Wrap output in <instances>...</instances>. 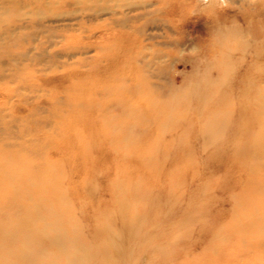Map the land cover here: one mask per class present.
Masks as SVG:
<instances>
[{
  "label": "rangeland",
  "instance_id": "1",
  "mask_svg": "<svg viewBox=\"0 0 264 264\" xmlns=\"http://www.w3.org/2000/svg\"><path fill=\"white\" fill-rule=\"evenodd\" d=\"M82 1L0 0V264H264V0Z\"/></svg>",
  "mask_w": 264,
  "mask_h": 264
},
{
  "label": "bare ground",
  "instance_id": "2",
  "mask_svg": "<svg viewBox=\"0 0 264 264\" xmlns=\"http://www.w3.org/2000/svg\"><path fill=\"white\" fill-rule=\"evenodd\" d=\"M81 1V0H80ZM84 1V0H83ZM82 1V2H83ZM89 1V0H88ZM103 1V0H102ZM110 0H104L102 3L104 2H109ZM110 2H114V1H110ZM85 3V2H84ZM87 3V2H86ZM65 5V4H64ZM90 5V4H88ZM114 6V5H113ZM69 19H64L62 21H67ZM69 25V24H68ZM64 26H67L66 24ZM37 27L40 29V32L39 34L35 35L34 37V41L37 40L38 36L40 35H43L44 33H49L51 35H48L46 38V41L51 43L52 42V38L54 37L53 33H52V30H54L53 27H50V26H47L46 25V22L45 20H40L39 22H37ZM131 71V70H130ZM129 71V72H130ZM135 72V71H134ZM133 72V73H134ZM132 74V73H131ZM112 97L114 98L113 100H108L107 99V104L105 102L106 105H116L115 107H118V108H121V106H123L125 103H130L131 105L134 106V108L138 111H140L141 115H138L137 116V119L135 121L137 122H147V121H150L151 117H158L159 119V112L155 111L151 108V105L149 102H147V100H141V98L138 96L136 97L134 94H133V90H129L128 92L126 93H121L119 94L118 92H114V93H111ZM126 95H129L127 97H130L129 99H127L129 102L125 101L123 102L122 101V98L121 97H124ZM119 98V99H117ZM260 101V100H259ZM125 109V108H123ZM145 111V112H144ZM146 113V114H145ZM147 113H149L147 115ZM252 149L249 150H245V151H251ZM258 150V152H261L259 151V149H256ZM111 194V193H110ZM110 196V195H109ZM210 197V196H209ZM111 199V198H110ZM114 199V198H113ZM112 199V200H113ZM114 201V200H113ZM117 206V205H116ZM107 210V208L105 209ZM179 210V209H178ZM96 211V210H95ZM150 211V210H149ZM105 212V211H104ZM47 213V212H46ZM50 213V212H48ZM102 213V211H101ZM52 214V213H51ZM153 215V214H152ZM52 216V215H51ZM85 216V215H84ZM100 216V214H99ZM151 216V215H150ZM256 214H254L253 212V217L252 218H248V220H240L238 223H234V225L231 227V231L229 232L230 234H228L229 236H237V238L239 239V241H241V247H240V250H236V251H239L240 253H242L241 255H244V254H248L249 252H256L258 250H261L264 248V235L260 232H262V230H264V221L262 219H257L256 217ZM59 218V219H58ZM58 221H60V217H58ZM59 223V222H58ZM54 224V223H53ZM173 224V223H172ZM53 226V225H51ZM50 226V227H51ZM171 227V226H170ZM249 231H256L258 234L256 235V237L254 238H250L248 239L245 235L247 232ZM202 232V231H201ZM40 233V232H39ZM20 234V232L18 230H12V233H11V237L9 238L10 240L14 238V236ZM10 235V234H9ZM41 235V234H40ZM43 236V235H42ZM226 234L224 235L223 233L221 232H215V233H212V236L210 237V240L211 242H214V243H217V242H220L222 241L223 237L225 238ZM256 239V240H255ZM61 240H57L56 242H60ZM147 241V240H145ZM62 244V243H61ZM65 244V243H64ZM143 244V243H142ZM141 244V245H142ZM140 245V244H139ZM39 249V248H38ZM237 249V248H236ZM122 254V253H121ZM211 255H207V257L209 258L208 260L211 261V262H214V261H217V260H220L222 259L224 256H222L223 254L221 253H210ZM204 256V255H202ZM201 257V256H200ZM204 258V257H203ZM203 258L201 257V262L203 260ZM206 261L203 260V262Z\"/></svg>",
  "mask_w": 264,
  "mask_h": 264
}]
</instances>
